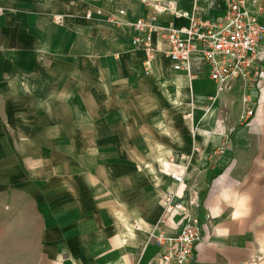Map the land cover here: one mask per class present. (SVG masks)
Wrapping results in <instances>:
<instances>
[{
    "label": "crops",
    "instance_id": "1",
    "mask_svg": "<svg viewBox=\"0 0 264 264\" xmlns=\"http://www.w3.org/2000/svg\"><path fill=\"white\" fill-rule=\"evenodd\" d=\"M86 2L104 15L123 10L124 24L93 32L91 25L108 24L105 16L71 17L67 22L86 25L85 33L75 26L60 33V43L39 42L54 35L47 31L53 19L15 11L53 8L0 2V137L12 141L16 130L27 131L18 149L8 144L13 163L0 155V192L7 193L9 209L13 195L25 201L13 215H24L37 233L33 264H155L159 248L151 234L175 235L185 218L165 211L168 192L200 222L191 264H264V83L236 81L219 91L197 64L191 75L173 70L154 35L145 69L146 52L133 44L144 38L132 27L139 18L183 28L193 7L213 18L225 12L227 0ZM244 5L264 24V0ZM67 55L76 65L65 100L69 78L51 71ZM37 70L51 74L33 77ZM101 71L109 81L114 71L121 81L137 73L153 111L121 118L118 127L112 126L117 117L110 123L103 114L91 117L89 107L77 105L90 104L96 86H106Z\"/></svg>",
    "mask_w": 264,
    "mask_h": 264
},
{
    "label": "built area",
    "instance_id": "2",
    "mask_svg": "<svg viewBox=\"0 0 264 264\" xmlns=\"http://www.w3.org/2000/svg\"><path fill=\"white\" fill-rule=\"evenodd\" d=\"M118 14L123 16L124 11ZM110 22L118 24L114 17ZM132 27L144 36L135 37L133 44H142L147 55L145 66L154 53V35L164 44L173 70L191 75V67L197 64L219 91L229 89L236 81L251 85L264 83V24L245 8L244 0H227L225 12L213 18L204 17L198 7H193L189 24L183 28L158 27L148 18L135 20ZM169 176L177 183L183 182L181 175L170 173ZM164 199L165 211L185 218L175 235L151 234L159 248L155 264H191L200 235L199 219L176 201L174 193L168 192Z\"/></svg>",
    "mask_w": 264,
    "mask_h": 264
},
{
    "label": "rangeland",
    "instance_id": "3",
    "mask_svg": "<svg viewBox=\"0 0 264 264\" xmlns=\"http://www.w3.org/2000/svg\"><path fill=\"white\" fill-rule=\"evenodd\" d=\"M6 0H0V2H5ZM19 5H21L24 1L26 4H30L31 2H40L46 6L52 7L53 9L47 12H42L41 9H39L36 12L28 13V11L23 10H16V15H32V16H49L53 19L54 24H48L47 31L50 33H54L53 36L44 35L43 37H39V42H46L47 38H56V40H52L51 42L54 43L57 41L58 43L62 42V36L61 32L67 31H77L75 30V26H78L80 33L86 32V25H80V24H72L67 22L69 18H81L86 21H89L93 18V16H105V21L109 24H99V25H91L93 32H103L107 31V28H115L114 26L120 27L124 23L122 22L123 16L118 14V11L121 9H117L114 12H110L108 14H102L100 13L99 9L97 10H91L89 8H86V1L89 0H16ZM148 1V0H146ZM82 6V7H81ZM28 9L32 10L31 7H28ZM117 18L118 24L111 23V18ZM64 26L61 28V25ZM67 22V23H66ZM62 23V24H61ZM66 23V24H65ZM114 25V26H110ZM60 27H58V26ZM41 26H44L43 24ZM56 27L57 29H54ZM112 31V29H111ZM65 38V36H64ZM98 40V39H97ZM95 40V46L99 44V42ZM49 41V40H48ZM55 59V57H54ZM105 58H101L103 60ZM23 62H25L23 58ZM116 62V61H115ZM36 63V61L33 60V64ZM50 63L56 64L55 60L50 61ZM58 64H61L62 66L58 70L51 71L52 74L57 75L56 71H60L59 74L64 75L68 77L69 79L64 80L65 84L63 87V93L65 96V100L71 99V82L68 80H71L70 77L73 72V67L76 64H72V59L70 55H67L66 57H62L61 61H59L58 57ZM87 62H84L85 65ZM101 65L103 63L101 62ZM103 67V66H101ZM146 69V66H145ZM50 71L47 73H41L39 70L33 71V77L36 76H42L43 78L49 74H51ZM81 74V73H80ZM101 75V83L105 84L106 86L100 85L96 86L95 92H92L94 95L93 100H91L90 104H79L78 107H89L91 112V117L98 116V114H103L106 122L110 123L113 121L114 117H117L118 120L116 124L112 125L113 127H118V124L121 121V118H128L132 117V115H135L136 113H142V112H152L153 111V105L151 102H147L145 98H143V94L146 96L145 92H147L146 85H142V80H139V75L137 73H129L127 72L126 75L128 77L126 80H119L115 78V76L118 75L117 72L112 73V79L111 81L108 80L107 74L103 71L98 73ZM82 75H89V73H82ZM104 75L106 78H104ZM34 82H37L35 79H33ZM89 85L84 84L83 88H88ZM127 87V89H126ZM91 88H94V86H91ZM20 89V88H19ZM54 90V88L50 89L48 88V91ZM127 92V93H126ZM106 95V97H110L112 95V98L105 99L103 96ZM132 99V100H131ZM72 106V105H69ZM76 106V105H74ZM128 119V120H129ZM108 127V126H107ZM15 137H12V141L10 140H3L4 137H0V155L1 158L6 161V163L11 162L13 163L15 160V157L13 153H10L8 151L9 147L12 146L11 143L15 144L16 149H18L19 146V139L24 137V132H27L25 129H21L18 131L16 130ZM22 134V135H20ZM19 135V136H18ZM88 144V143H87ZM6 149L5 151H2L3 149ZM8 161V162H7ZM8 188V183H5V187ZM12 187V186H11ZM3 188V187H2ZM13 188V187H12ZM15 190V189H14ZM0 264H33L36 261L37 253L36 248L33 246V244L36 243L37 239V233L31 232L29 230L30 225H28V222L24 220V215H16L13 214L15 211L22 210L25 207V201L22 198L18 197V194L13 195L15 201H11L13 203L12 206H10L9 209V203L7 198L6 192H0ZM15 208V210L13 209ZM26 226L28 229L26 230Z\"/></svg>",
    "mask_w": 264,
    "mask_h": 264
},
{
    "label": "snow or ice",
    "instance_id": "4",
    "mask_svg": "<svg viewBox=\"0 0 264 264\" xmlns=\"http://www.w3.org/2000/svg\"><path fill=\"white\" fill-rule=\"evenodd\" d=\"M241 206L243 207V202H241Z\"/></svg>",
    "mask_w": 264,
    "mask_h": 264
}]
</instances>
